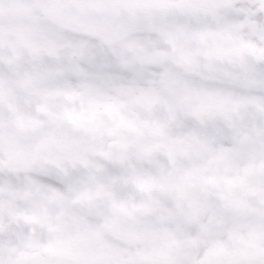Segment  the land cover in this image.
Segmentation results:
<instances>
[{"label": "snow or ice", "instance_id": "1", "mask_svg": "<svg viewBox=\"0 0 264 264\" xmlns=\"http://www.w3.org/2000/svg\"><path fill=\"white\" fill-rule=\"evenodd\" d=\"M0 264H264V0H0Z\"/></svg>", "mask_w": 264, "mask_h": 264}]
</instances>
